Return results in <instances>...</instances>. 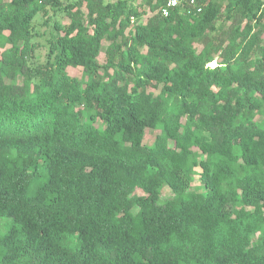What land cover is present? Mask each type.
I'll use <instances>...</instances> for the list:
<instances>
[{
    "label": "trees",
    "instance_id": "obj_1",
    "mask_svg": "<svg viewBox=\"0 0 264 264\" xmlns=\"http://www.w3.org/2000/svg\"><path fill=\"white\" fill-rule=\"evenodd\" d=\"M195 1L0 0V264H264V0Z\"/></svg>",
    "mask_w": 264,
    "mask_h": 264
},
{
    "label": "rangeland",
    "instance_id": "obj_2",
    "mask_svg": "<svg viewBox=\"0 0 264 264\" xmlns=\"http://www.w3.org/2000/svg\"><path fill=\"white\" fill-rule=\"evenodd\" d=\"M73 1L74 0H63V3L65 5V4H68L69 2H73ZM141 2H144V0H135V3H137V4H140ZM144 8L141 7V9H143V10H144ZM49 12H50V15H51V19H53V20L59 19L63 23H67V22L70 21L69 18H68V16L65 13L58 12V13L54 14V11L51 10V9H50ZM152 14L153 13H149L148 15H144L143 19H147ZM38 16H39L38 19L41 20V16L40 15H38ZM37 28H39L41 32H44L47 29V26H43V25L39 26V25H37ZM39 41L42 42V45H40L37 48L36 51H37L38 54H40L41 60H44V58L46 56V52H47V47L45 46L43 39H41ZM107 44L108 43L105 41V46ZM1 52H2V48L0 47V58H1ZM98 61L100 63H104L105 62V52L104 51L101 52V54L99 55ZM69 72L71 74H77V75H80L81 74V70L78 69V68H69ZM158 132H159L158 130L147 129L146 136H145V143L146 144H152L153 141H154V139H155V136H156V134ZM193 184L196 186L199 183L197 181H195ZM138 192L139 193H142V190L141 189H138ZM163 196H164V198H168V197L173 196L172 190H170V188L166 187L165 190H164V192H163ZM3 223H4V227L2 226ZM9 223H10V219H8V218H0V234H2L6 230V224H9Z\"/></svg>",
    "mask_w": 264,
    "mask_h": 264
},
{
    "label": "built area",
    "instance_id": "obj_3",
    "mask_svg": "<svg viewBox=\"0 0 264 264\" xmlns=\"http://www.w3.org/2000/svg\"><path fill=\"white\" fill-rule=\"evenodd\" d=\"M183 0H166L164 6H162V13L168 15L171 8L178 6ZM191 4H195V0H187ZM201 7L198 8V11H201Z\"/></svg>",
    "mask_w": 264,
    "mask_h": 264
}]
</instances>
